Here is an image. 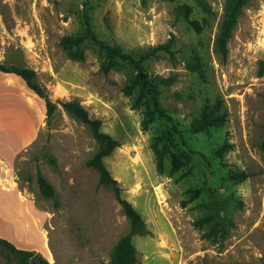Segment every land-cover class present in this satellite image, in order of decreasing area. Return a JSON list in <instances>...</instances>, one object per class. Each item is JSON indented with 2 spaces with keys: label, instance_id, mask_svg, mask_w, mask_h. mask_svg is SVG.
Returning <instances> with one entry per match:
<instances>
[{
  "label": "rangeland",
  "instance_id": "obj_1",
  "mask_svg": "<svg viewBox=\"0 0 264 264\" xmlns=\"http://www.w3.org/2000/svg\"><path fill=\"white\" fill-rule=\"evenodd\" d=\"M226 2L0 0V62L34 69L57 106L48 119L46 100L20 78L15 106L0 99V199L17 202L5 209L24 213L14 233L31 227L37 256L112 264L130 232L116 189L88 165L100 143L63 108L77 100L121 144L103 162L150 231L132 240L137 264H264V0L243 7L224 57L217 38ZM88 24L142 67L120 63L105 73L100 45L61 46L84 37ZM150 85L172 121L152 114L151 92L142 91ZM29 102L33 139L12 159V138L32 135ZM215 117L221 126L196 133ZM0 264H18L2 245Z\"/></svg>",
  "mask_w": 264,
  "mask_h": 264
},
{
  "label": "trees",
  "instance_id": "obj_2",
  "mask_svg": "<svg viewBox=\"0 0 264 264\" xmlns=\"http://www.w3.org/2000/svg\"><path fill=\"white\" fill-rule=\"evenodd\" d=\"M250 1L251 0H227L226 2L225 14L220 26V34L217 38L218 49L224 57L227 56V45L229 40L231 39L232 31L236 26L237 19L241 13V10ZM208 9L210 10V8ZM85 40H91L95 42L96 44L100 45L101 48L106 52L105 62L101 68L105 73H108L109 71H111V68L114 65H118L120 63L133 64L138 68L142 67L141 60H135L132 55L123 52L120 48L109 46L99 40L93 33L89 24L87 25V33L84 37H80L73 42L62 41L61 46H63L64 49H66L68 45H75L76 47H79L84 43ZM77 55H80L79 58H77ZM68 58L72 61H85L84 57L79 52H76V54H73L72 52L68 53ZM0 71L3 73L14 74L21 78L20 80L25 83L28 89L46 100L47 118L50 119L54 115L57 110V106L54 105L49 98L48 89L38 80L37 72L34 69L29 67H22L19 65L3 64L0 62ZM151 89L152 86L150 85L142 91L145 92L148 90L151 92L150 103L153 107L152 114L154 116H158L159 118L172 121V119L160 107L158 93ZM133 91L134 86H129L125 88L123 92L127 97H131ZM141 101L142 98L138 97L135 105H139ZM133 107L135 108V106ZM63 108L76 120L87 125L93 131L94 138L100 143V150L88 163V165L94 168L99 173L101 185L113 187L116 189L117 196L119 197L118 203L122 207L125 216L130 222V232L118 242L112 259V264H137L139 253L136 247L133 245L132 240L135 236L149 235L150 231L147 229L146 221L144 220L142 215L137 210H135L130 202L121 197L120 193L122 192V189L118 186V182L111 176L110 172L103 162V160L109 157L115 149L121 147V144L117 140H114L109 134L103 133L101 131L103 122L98 119H91L88 111L81 105L79 101L75 100L72 102L64 103ZM148 123L149 121L144 124L142 123V126ZM221 123L222 119L220 117H215L212 120H207L200 126V128H197L196 133L207 130L212 126H221ZM157 165V171L161 175L164 171L163 160H160ZM176 171L177 170H174L173 173H175ZM184 176L188 177V170L184 173ZM236 177L242 178L243 176L238 175ZM38 182L40 184L41 190L46 195H48L49 197L55 196L53 187L45 180V178L41 174H39L38 176ZM183 205L185 206V202L183 203ZM211 219L213 218H207L206 221H210ZM0 245L5 247L10 252V254L17 260L18 264H49L43 257L37 256L36 252L18 249L14 244L5 239H2L1 237ZM34 258H38L39 262L32 261Z\"/></svg>",
  "mask_w": 264,
  "mask_h": 264
},
{
  "label": "crops",
  "instance_id": "obj_3",
  "mask_svg": "<svg viewBox=\"0 0 264 264\" xmlns=\"http://www.w3.org/2000/svg\"><path fill=\"white\" fill-rule=\"evenodd\" d=\"M17 78H19V77L14 75V74L3 73L0 71V93L2 92V95H3V97L0 96V99L2 98L1 101L7 103V104H5L6 107L11 108L12 106H15V105H11L10 102L12 100V97H14V100H15V95H16V89L15 88H16V81H17L16 79ZM31 99H33V98H31ZM33 100L35 101V99H33ZM25 106L30 109V113L28 114V116H29L30 120H32V123H33L34 122V115L32 113V106L33 105L30 103V104H25ZM35 126H36V123L34 122L32 135L29 133H26L24 135V137L23 136L22 137H13V138L10 137L14 140L13 143L11 142L13 144L12 145V150H13L12 159H15L20 153L25 151L27 146L31 143V141L33 139V133L35 131L34 130ZM18 141H19V143H16ZM8 145H9V143H8ZM14 203H17V202H15L11 199H8V200L0 199V237L8 240L11 243H13L18 249L35 252L36 249L34 248V246H32V239L34 236L30 233L32 230L31 227L28 228L29 234L20 233V232L14 233V230H17V227L19 224H24V222L21 221L20 217L18 218V216H17V215L24 214V213H18L17 212L18 213L17 215H13L10 213L9 210L5 209V207H10V206L14 207V205H17Z\"/></svg>",
  "mask_w": 264,
  "mask_h": 264
},
{
  "label": "water",
  "instance_id": "obj_4",
  "mask_svg": "<svg viewBox=\"0 0 264 264\" xmlns=\"http://www.w3.org/2000/svg\"><path fill=\"white\" fill-rule=\"evenodd\" d=\"M32 261H37V262H39V259L38 258H34Z\"/></svg>",
  "mask_w": 264,
  "mask_h": 264
},
{
  "label": "bare ground",
  "instance_id": "obj_5",
  "mask_svg": "<svg viewBox=\"0 0 264 264\" xmlns=\"http://www.w3.org/2000/svg\"><path fill=\"white\" fill-rule=\"evenodd\" d=\"M139 188H140V186H137V189L139 190ZM163 245H165L164 243H163Z\"/></svg>",
  "mask_w": 264,
  "mask_h": 264
}]
</instances>
